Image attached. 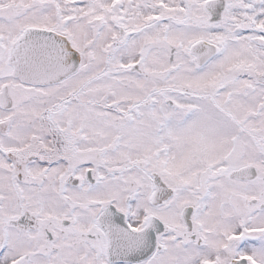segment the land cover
Segmentation results:
<instances>
[{"label": "snow or ice", "instance_id": "1", "mask_svg": "<svg viewBox=\"0 0 264 264\" xmlns=\"http://www.w3.org/2000/svg\"><path fill=\"white\" fill-rule=\"evenodd\" d=\"M0 264H264V0H0Z\"/></svg>", "mask_w": 264, "mask_h": 264}]
</instances>
